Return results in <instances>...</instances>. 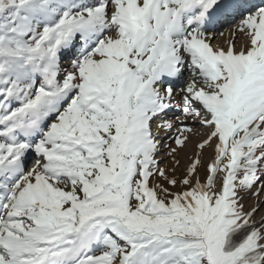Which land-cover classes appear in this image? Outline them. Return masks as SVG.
Masks as SVG:
<instances>
[{
	"label": "snow or ice",
	"instance_id": "snow-or-ice-1",
	"mask_svg": "<svg viewBox=\"0 0 264 264\" xmlns=\"http://www.w3.org/2000/svg\"><path fill=\"white\" fill-rule=\"evenodd\" d=\"M0 264H264V0H0Z\"/></svg>",
	"mask_w": 264,
	"mask_h": 264
},
{
	"label": "rangeland",
	"instance_id": "rangeland-1",
	"mask_svg": "<svg viewBox=\"0 0 264 264\" xmlns=\"http://www.w3.org/2000/svg\"><path fill=\"white\" fill-rule=\"evenodd\" d=\"M65 63H67V62L65 61ZM197 139H198L197 136H193L191 142L189 143V146L187 149V154L182 153V164L187 163V155H190L191 152L194 150V144H195ZM210 153H211V150L209 149L205 153V159H207V157H208V155H210ZM201 172H203V169H201ZM249 203H251V201H249Z\"/></svg>",
	"mask_w": 264,
	"mask_h": 264
}]
</instances>
